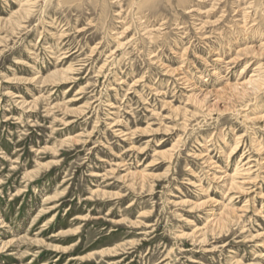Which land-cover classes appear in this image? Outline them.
I'll return each mask as SVG.
<instances>
[{"label": "rangeland", "instance_id": "374dc122", "mask_svg": "<svg viewBox=\"0 0 264 264\" xmlns=\"http://www.w3.org/2000/svg\"><path fill=\"white\" fill-rule=\"evenodd\" d=\"M0 264H264V0H0Z\"/></svg>", "mask_w": 264, "mask_h": 264}, {"label": "bare ground", "instance_id": "6f19581e", "mask_svg": "<svg viewBox=\"0 0 264 264\" xmlns=\"http://www.w3.org/2000/svg\"><path fill=\"white\" fill-rule=\"evenodd\" d=\"M180 1H181V0H180ZM29 19H30V18H29ZM232 35H233V34H232ZM253 82H254V81H253ZM254 83H256L257 85L259 84V83L256 82V81H255ZM255 86H256V85H255ZM244 92H245V91H244ZM256 95H257V94H256ZM237 171H238V170H237ZM247 171H248V170H247ZM247 171H246V172H247ZM248 172H249V171H248Z\"/></svg>", "mask_w": 264, "mask_h": 264}]
</instances>
